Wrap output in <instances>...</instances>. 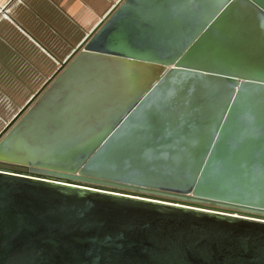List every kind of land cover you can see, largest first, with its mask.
Returning a JSON list of instances; mask_svg holds the SVG:
<instances>
[{"label": "water", "instance_id": "water-1", "mask_svg": "<svg viewBox=\"0 0 264 264\" xmlns=\"http://www.w3.org/2000/svg\"><path fill=\"white\" fill-rule=\"evenodd\" d=\"M58 63L0 131V264H264V0H117Z\"/></svg>", "mask_w": 264, "mask_h": 264}, {"label": "rangeland", "instance_id": "rangeland-1", "mask_svg": "<svg viewBox=\"0 0 264 264\" xmlns=\"http://www.w3.org/2000/svg\"><path fill=\"white\" fill-rule=\"evenodd\" d=\"M5 1L3 0L1 4ZM32 1L35 2V0H15L7 5L9 11L7 15L4 12L0 13V131L30 96L42 86L49 72L52 71V68L48 67L51 63L49 57L28 38L25 40L8 17L11 16L13 19L20 17L21 23L25 26L32 24L31 30L39 34L40 39L53 53L64 59L99 17L117 0H42L55 8L58 13L56 23L62 19L67 23L66 38H63L62 33L57 30L58 28L61 30V25L55 27L54 21L51 23L47 21L49 16L46 13L33 11L29 7ZM69 26L75 27L76 33H69L71 32ZM14 47L24 48L32 59L24 61L17 57Z\"/></svg>", "mask_w": 264, "mask_h": 264}, {"label": "crops", "instance_id": "crops-1", "mask_svg": "<svg viewBox=\"0 0 264 264\" xmlns=\"http://www.w3.org/2000/svg\"><path fill=\"white\" fill-rule=\"evenodd\" d=\"M3 0H0V6H3V5H6V11H7V13L9 12L8 10H7V5L8 4H11V3H13V2H15V0H6L5 2H3L2 4H1V2H2ZM29 7L33 10V11H36V10H38V11H40V12H42V14H47L49 17H47V21L49 22V23H51L52 21H54L53 23H54V25H55V27H57L58 28V26L59 25H61V30L58 28L57 30H58V32L59 33H62V35H63V38H66V36H67V34H66V31H67V23L66 22H64L65 20H61V21H57V23H56V21L55 20H57L58 19V17H57V12L55 11V8H53V7H51L48 3H46L45 1H42V0H35V2L34 1H32L31 3H30V5H29ZM76 8V7H75ZM110 8V7H109ZM109 8L107 9V11L109 10ZM73 9H74V7H73ZM107 11H105L102 15H101V17H99L98 15H97V13H95L96 14V16H98L99 17V19L100 18H102V16L107 12ZM7 17V16H6ZM50 17H52V19L50 18ZM14 18H16L17 20H18V23H19V26H17V24H15L14 22H13V20L10 18V17H8V19H9V21L11 22V24H14V26L16 27V28H18L19 30H20V34L22 35V36H24V38H25V40H27V38H28V40L30 41V42H32V44H34L35 46H37L40 50H42L45 54H46V56H48L49 57V59L51 60V63L50 64H54L53 66L52 65H48V67H50V68H52V71L51 72H49V74H48V76H47V78L45 79V81L53 74V72L57 69V67H58V65H59V61H62V60H64L63 58H60L59 56H57L55 53H53L49 48H48V46H46L45 45V43L40 39V37H39V34L38 33H35V32H33L32 30H31V27H32V24H26L27 26H25L23 23H21V18L20 17H14ZM20 21V22H19ZM99 21V20H98ZM98 21H96L95 22V24L98 22ZM23 22H25V21H23ZM80 22V21H79ZM28 23V22H27ZM79 24H81V23H79ZM94 24V25H95ZM93 25V26H94ZM24 26V27H23ZM93 28V27H92ZM91 28V29H92ZM17 29V30H18ZM70 29H72V30H70ZM91 29H89L88 31H87V33L91 30ZM24 30V31H23ZM26 30V31H25ZM75 30H76V28L75 27H71V26H69V31H71V32H69V33H76L75 32ZM78 30V33H80V29L78 28L77 29ZM86 33V34H87ZM85 34V35H86ZM83 39V38H82ZM81 39V40H82ZM80 43V42H79ZM78 43V44H79ZM14 50L15 51H17L16 52V56L17 57H19V58H21V59H23L24 61H28V60H31L32 59V56L29 54V52H26L25 51V49L24 48H22V49H17L16 47H14ZM10 65V64H9ZM45 81H44V83H45ZM43 83V84H44ZM42 84V85H43Z\"/></svg>", "mask_w": 264, "mask_h": 264}, {"label": "flooded vegetation", "instance_id": "flooded-vegetation-1", "mask_svg": "<svg viewBox=\"0 0 264 264\" xmlns=\"http://www.w3.org/2000/svg\"><path fill=\"white\" fill-rule=\"evenodd\" d=\"M0 166L7 167V168H15V169H19V170L26 169L24 166L10 164V163H2V162H0Z\"/></svg>", "mask_w": 264, "mask_h": 264}, {"label": "trees", "instance_id": "trees-1", "mask_svg": "<svg viewBox=\"0 0 264 264\" xmlns=\"http://www.w3.org/2000/svg\"><path fill=\"white\" fill-rule=\"evenodd\" d=\"M10 18H11V16H10ZM11 19L13 20V22H14L15 24L19 25L18 20H17L16 18H14L15 20H14L13 18H11ZM19 22H20V21H19ZM23 27H24V26H23ZM25 31H26V30H25Z\"/></svg>", "mask_w": 264, "mask_h": 264}, {"label": "built area", "instance_id": "built-area-1", "mask_svg": "<svg viewBox=\"0 0 264 264\" xmlns=\"http://www.w3.org/2000/svg\"><path fill=\"white\" fill-rule=\"evenodd\" d=\"M231 212H232V211H231ZM234 213H237V212L234 211Z\"/></svg>", "mask_w": 264, "mask_h": 264}]
</instances>
